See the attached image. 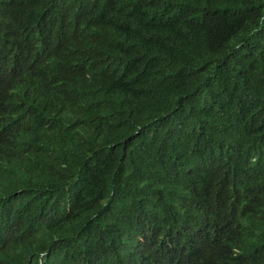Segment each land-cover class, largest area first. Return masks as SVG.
<instances>
[{
  "label": "trees",
  "instance_id": "16d2710c",
  "mask_svg": "<svg viewBox=\"0 0 264 264\" xmlns=\"http://www.w3.org/2000/svg\"><path fill=\"white\" fill-rule=\"evenodd\" d=\"M15 17L32 36L0 90V264H100L123 220L144 230L176 192L196 207L201 181L245 197L209 219V264H264V0H0V29Z\"/></svg>",
  "mask_w": 264,
  "mask_h": 264
},
{
  "label": "clouds",
  "instance_id": "9594fccd",
  "mask_svg": "<svg viewBox=\"0 0 264 264\" xmlns=\"http://www.w3.org/2000/svg\"><path fill=\"white\" fill-rule=\"evenodd\" d=\"M42 24L41 39L45 43L53 41L57 34L46 40V33L52 24L45 21ZM13 25V34L0 29V90H3L9 75L10 58L7 54L14 56L20 53L23 44L32 36L31 29L25 24L21 28L16 17ZM39 47H43L40 42L36 48ZM194 175L201 179L195 171ZM195 194L200 201L196 207L188 203L182 192H176L169 198L168 207H164L161 200L145 203L154 204L151 211L141 209V219L146 223V228L136 230L131 227L132 219L123 220L122 224L113 229L112 238L122 247L103 253L100 264H209L217 253L215 248L210 247L211 244L223 239L208 223L209 219H214L211 216H219L220 222L226 219L234 222L227 211L240 205L245 197L235 196L231 190L204 185L202 181ZM170 212L173 213L168 214ZM1 232L0 228V235ZM149 240H153L154 244L149 245ZM3 243L1 238L0 253L6 250ZM8 250L17 258L26 257L25 251L19 248ZM27 259L28 264H47L48 261L43 253Z\"/></svg>",
  "mask_w": 264,
  "mask_h": 264
}]
</instances>
